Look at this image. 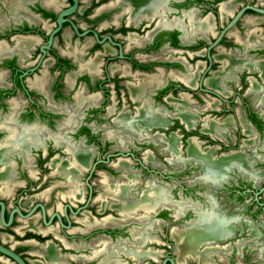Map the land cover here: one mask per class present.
<instances>
[{
	"label": "flooded vegetation",
	"instance_id": "flooded-vegetation-1",
	"mask_svg": "<svg viewBox=\"0 0 264 264\" xmlns=\"http://www.w3.org/2000/svg\"><path fill=\"white\" fill-rule=\"evenodd\" d=\"M64 1L65 5L53 10L42 0H28L17 17L0 3V139H41L44 144L43 150H32L36 177H24L23 189L0 200L8 210L17 198L15 204L23 213L38 202L44 206L45 220L55 211L63 224L64 204L80 209L75 214L66 209L69 225L64 227L55 217L44 225L37 207L26 219L14 214L0 233L18 241H50L52 247L46 246L45 254L51 261L57 256L56 264H81L70 257L76 255L74 249L62 245L78 239H90L93 246L100 239L105 241L103 252L86 264H161L163 260V264H264V103L258 102L259 95L246 91V76L253 73L245 69L236 83L221 84L212 78L219 66L214 61L216 48L239 49L226 35L228 31L244 15L264 14L244 10L216 43L215 39L241 7L264 8V0H157L155 7L153 0H90L83 10L79 8L82 0H77L74 12L66 17L78 32L90 31L78 35L63 22L39 58V46L55 26L57 13L71 4ZM109 1L116 5L93 14ZM222 3L229 14L220 15ZM113 14H117L116 21L98 29ZM65 27L74 39L90 37V55L107 50L99 73L78 75L68 91L62 78L75 67L53 48ZM92 32L97 39L108 36L111 41L97 42ZM14 35L41 39L29 52L26 65L7 50ZM246 53L264 57L263 49ZM46 57L54 63V69L48 70L49 82L32 87L29 84L40 76ZM198 61L202 66L194 76L191 71ZM120 62L127 64L129 74L108 71ZM158 69L171 74L142 90L134 72L152 74ZM79 82L99 98L63 134L57 125L67 114L52 109L48 96L55 101L66 93L63 99L70 104ZM127 87L132 89V99ZM14 98L21 100L15 107ZM52 139L60 140L54 145ZM69 154L81 166L76 174L81 200L73 206L62 201L60 210L53 207L52 194L45 203L34 200L36 193L54 183L57 190H66L69 171L47 174L44 164L53 155L64 160ZM82 210L95 220L90 231L66 233L76 226L69 215L80 217ZM23 224L40 230L52 227L53 234L24 229L19 236L10 229Z\"/></svg>",
	"mask_w": 264,
	"mask_h": 264
},
{
	"label": "crops",
	"instance_id": "crops-1",
	"mask_svg": "<svg viewBox=\"0 0 264 264\" xmlns=\"http://www.w3.org/2000/svg\"><path fill=\"white\" fill-rule=\"evenodd\" d=\"M26 1L28 0H0V3L7 10V12H9L12 16L17 17L19 15V9L24 10L23 4ZM42 1L53 10H58L60 7L65 5L64 0ZM89 2L90 0H82L81 6L79 7L80 10L85 9ZM153 2L155 7L158 1L153 0ZM224 3L220 4L221 6L219 11L221 16L227 15L230 12L228 8H225L227 6H222L225 5ZM115 5L116 2L114 3V1H109L108 3L102 5L99 10L98 8L95 9L93 14L97 16L104 10H108L107 8L111 9ZM116 16L117 14L111 15V19L109 21L102 20L98 25V29L107 27L109 22H115ZM129 16L130 14H128L127 20L130 18ZM87 18L90 20V13ZM78 23L81 27H84V23L81 21ZM262 23H264L263 16L244 15L238 25L233 27L226 34L230 39L239 45V49L228 52L221 47H217L214 54V61H217L219 66L215 71L212 72V78L219 80L221 84H224L228 80H233L236 83L238 75H240L244 69L247 72L253 73L252 75L246 76V91L253 94V96L259 95L260 98L258 102L260 103H264V57H260L254 53L247 54L246 52L247 50H264V26H261ZM11 39L13 44L11 47H7L10 55H17L19 62L23 65L30 63L25 59L29 56V52L41 42L40 37L37 35H27L20 37L14 35L11 37ZM91 45L92 41L90 37L74 39L72 31H70L68 27H65L62 30L60 38L55 39L53 48L56 53L60 57L68 59L75 67V70L68 71L63 75L62 83L65 91L71 90L74 87L75 79L78 75L90 76V74L97 75L99 73L102 55L106 53L107 50L104 49L103 51H95L92 55H90L88 50L90 49ZM195 65L196 66L191 71L192 75L194 76H196L195 74H197V72L200 70L202 63L198 61ZM50 69H54L53 59L51 57H46L42 61L41 68L39 69L40 76L29 85L32 87H41L42 84H47L50 79L48 75V70ZM108 71L110 73L118 71L123 75L130 73L127 64L124 62L110 65ZM157 72L158 73L152 74H141L134 72V78H136V81L139 80L138 86H141V89L144 90L146 86L148 87L151 86V84L153 85L161 82L162 75L167 76L171 74V71L166 73L162 69H158ZM206 85L209 86L211 84L207 82ZM221 88H223L222 85ZM127 89L129 92V98L132 99V89L130 90L129 87H127ZM65 94L63 93L64 96ZM63 97L62 99L58 98L55 101H52L50 96H48V105H50L52 109L56 110V112L67 114L66 118H63L62 121L57 125L59 129L63 128L61 131L64 134L68 130L66 127L77 122L83 115L82 111L87 107H90V103L96 98L98 99L99 95L96 93L90 94V92L84 88V85L79 82L73 94L71 95L72 102L70 104L66 103ZM20 102L21 100L19 99L14 98L12 100L14 107L19 105ZM52 140L54 145H56L60 139ZM61 140L69 142V139ZM42 145L44 144L41 139H0V199L8 200L18 190L23 189L25 186L24 177L27 176L32 179L36 177V154L33 153L32 150L37 149L38 147L43 150ZM77 162L79 163L77 158L72 154H69L64 160L62 158H58L56 155H53L50 161L44 164L48 169L47 174L57 175L64 170L69 171V173L66 174L68 180L66 182L67 188L64 191H61L54 188L57 185L56 183L53 185H48L45 189L39 193H36L34 200L45 203L48 201L49 194H52L54 197L53 207L56 210H60V203L62 201H67L68 204L73 206L75 201L81 200V190L79 189L76 180V174L79 172V168L81 166H79ZM69 217L76 226L70 227L68 230H66V233L68 234L85 235L90 231V224L95 221L94 219L90 218V213L87 210H82L80 212V217H76L71 214ZM50 228L52 227L40 230L30 228L23 224L21 226L11 227L10 229L15 234L20 236L22 235L24 229L40 234H53V231H51ZM54 237L56 236L54 235ZM0 241L24 255L33 264H50L52 261L53 264H56L57 256L51 261V259L47 258V254H45V249L47 248L46 246L52 247L50 241H45L41 244L37 243L33 239L18 241L14 240L10 235L4 233H0ZM104 244L105 241L103 239L98 240L95 243V246L92 245L90 239H78L74 242H71L70 244L62 242L63 247H70L74 249L76 255L72 254L70 257L81 264H86L98 253L103 252ZM29 246L33 248L38 246V248L24 251V249ZM42 249H44V252ZM116 262L118 261L116 260ZM0 263L12 264L8 259L2 256H0ZM102 263L104 264V261H102Z\"/></svg>",
	"mask_w": 264,
	"mask_h": 264
},
{
	"label": "water",
	"instance_id": "water-1",
	"mask_svg": "<svg viewBox=\"0 0 264 264\" xmlns=\"http://www.w3.org/2000/svg\"><path fill=\"white\" fill-rule=\"evenodd\" d=\"M70 1H71V4L68 7L62 9L61 11H59L57 13V15L55 17V26L47 34L45 44H42L39 46V52H40L39 58H42L44 53H45V50L49 49L53 35L59 30V28L63 22L69 23V25L73 28L75 33L78 35H84L86 32L90 31V30H84V31L78 32L74 26V23L66 17L67 15L74 12L76 5H77V0H70ZM246 9L252 10V11L260 13V14H264V8L256 7V6L248 5V4L244 5L232 17V19L225 26V28L223 30H221L220 35L215 39L214 43H216L218 41V39L220 38L223 31L226 28H228L230 25H232L235 22V20L241 15V13ZM92 33H93V36L97 42H102V41H104V39H108L109 41H111L108 36H103L101 39H97L96 33H94V32H92ZM115 44L117 45V43H115ZM118 50H119L118 57H121L120 48ZM35 67H36V65H35ZM35 67L31 68L30 71L33 70ZM89 196H90V192H89ZM17 201H19L17 198L15 200L11 201V203H10L11 207L7 210L5 205H4V202L2 200H0V227H8L12 222V218H13L14 214H16L17 217H19L21 219L28 218L29 216H31L34 213V211L37 207L39 208V215H40L41 222L44 225H48L51 222L52 218L55 217L61 226L68 227L69 224H68L66 209L69 210L73 214H75L80 209V208H77L75 210H72V209H70V207H68L67 204H64L62 207V215L64 217L66 224H63L61 222L59 214L55 211L51 212L48 215L47 220H45V209H44V206L42 204L37 202L30 209H28V211L23 213L18 208V206L15 204ZM4 214H6V219L4 218ZM0 254L8 257L15 264H28L25 261V259H23L20 255H18L16 252L12 251L10 248L2 245L1 243H0ZM163 263H164V260L162 261L161 264H163ZM170 263L172 264L171 261H170Z\"/></svg>",
	"mask_w": 264,
	"mask_h": 264
},
{
	"label": "trees",
	"instance_id": "trees-1",
	"mask_svg": "<svg viewBox=\"0 0 264 264\" xmlns=\"http://www.w3.org/2000/svg\"><path fill=\"white\" fill-rule=\"evenodd\" d=\"M44 15H47V13H44Z\"/></svg>",
	"mask_w": 264,
	"mask_h": 264
},
{
	"label": "bare ground",
	"instance_id": "bare-ground-1",
	"mask_svg": "<svg viewBox=\"0 0 264 264\" xmlns=\"http://www.w3.org/2000/svg\"><path fill=\"white\" fill-rule=\"evenodd\" d=\"M5 236V235H4ZM36 264V263H35Z\"/></svg>",
	"mask_w": 264,
	"mask_h": 264
}]
</instances>
